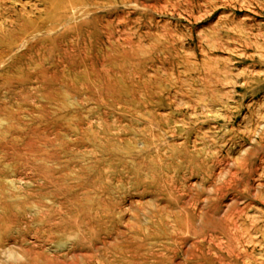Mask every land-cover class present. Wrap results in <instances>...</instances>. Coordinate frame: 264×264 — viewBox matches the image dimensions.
<instances>
[{
	"label": "rangeland",
	"instance_id": "rangeland-1",
	"mask_svg": "<svg viewBox=\"0 0 264 264\" xmlns=\"http://www.w3.org/2000/svg\"><path fill=\"white\" fill-rule=\"evenodd\" d=\"M0 264H264V0H0Z\"/></svg>",
	"mask_w": 264,
	"mask_h": 264
}]
</instances>
